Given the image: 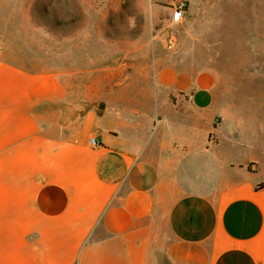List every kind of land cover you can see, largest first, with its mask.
Here are the masks:
<instances>
[{
	"label": "crops",
	"instance_id": "0c3cea01",
	"mask_svg": "<svg viewBox=\"0 0 264 264\" xmlns=\"http://www.w3.org/2000/svg\"><path fill=\"white\" fill-rule=\"evenodd\" d=\"M156 80L144 136L0 62V264H264V108L214 68Z\"/></svg>",
	"mask_w": 264,
	"mask_h": 264
},
{
	"label": "rangeland",
	"instance_id": "374dc122",
	"mask_svg": "<svg viewBox=\"0 0 264 264\" xmlns=\"http://www.w3.org/2000/svg\"><path fill=\"white\" fill-rule=\"evenodd\" d=\"M0 62L58 74L80 111L145 136L164 67L214 68L221 99L264 108V0H0Z\"/></svg>",
	"mask_w": 264,
	"mask_h": 264
},
{
	"label": "built area",
	"instance_id": "2783aa9c",
	"mask_svg": "<svg viewBox=\"0 0 264 264\" xmlns=\"http://www.w3.org/2000/svg\"><path fill=\"white\" fill-rule=\"evenodd\" d=\"M187 12V2L186 1H178L174 4L171 20L173 23H181L185 14ZM92 145H98L99 141H97L96 137H92L90 140Z\"/></svg>",
	"mask_w": 264,
	"mask_h": 264
},
{
	"label": "bare ground",
	"instance_id": "6f19581e",
	"mask_svg": "<svg viewBox=\"0 0 264 264\" xmlns=\"http://www.w3.org/2000/svg\"><path fill=\"white\" fill-rule=\"evenodd\" d=\"M254 51H252V53H253ZM254 54V57H255V53H253Z\"/></svg>",
	"mask_w": 264,
	"mask_h": 264
}]
</instances>
